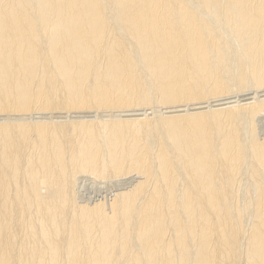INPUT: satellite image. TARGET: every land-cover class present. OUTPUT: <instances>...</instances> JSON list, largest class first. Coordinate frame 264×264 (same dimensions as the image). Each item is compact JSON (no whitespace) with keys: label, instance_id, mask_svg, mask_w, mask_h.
I'll list each match as a JSON object with an SVG mask.
<instances>
[{"label":"bare ground","instance_id":"bare-ground-1","mask_svg":"<svg viewBox=\"0 0 264 264\" xmlns=\"http://www.w3.org/2000/svg\"><path fill=\"white\" fill-rule=\"evenodd\" d=\"M0 264H264V0H0Z\"/></svg>","mask_w":264,"mask_h":264},{"label":"rangeland","instance_id":"rangeland-1","mask_svg":"<svg viewBox=\"0 0 264 264\" xmlns=\"http://www.w3.org/2000/svg\"><path fill=\"white\" fill-rule=\"evenodd\" d=\"M148 114H149V113H147V115H148ZM100 187H101V186H100ZM100 187H97L98 189L96 188V190L94 189V190H95V193L93 192V193H94V194H93V193L91 192V191H94V190H92L93 187L90 186V187H89L90 190H89V189H86V190L84 191V196H87L86 198L89 199L90 201H100L101 198H102V200H104V198L107 199V197H111V194L113 193L112 188H110L109 186H107V188H106L105 186H103L105 189H104V192H102L101 190H102L103 188H100ZM94 188H95V187H94ZM99 188H100L101 190H100ZM108 188H109V189H108ZM87 190H88V191H87ZM97 190H100L101 194L98 193L99 191H97ZM105 190H108V191L111 192V193H109L108 191H105ZM88 192H90V193L88 194ZM86 193H87V195H86ZM96 193L99 194L100 196H98ZM106 193H107V194L109 193L110 195H109V194L107 195ZM91 194H93V195H91ZM96 195H97L98 197H97ZM103 195H104V198H103ZM106 195H107V196H106ZM93 196H94V197H93ZM99 197H101V198H99ZM93 199H95V200H93Z\"/></svg>","mask_w":264,"mask_h":264}]
</instances>
